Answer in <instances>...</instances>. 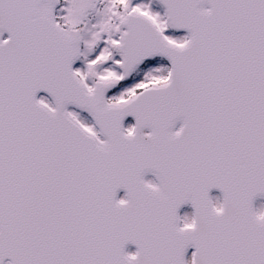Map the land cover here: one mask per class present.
<instances>
[{"label":"snow or ice","instance_id":"1","mask_svg":"<svg viewBox=\"0 0 264 264\" xmlns=\"http://www.w3.org/2000/svg\"><path fill=\"white\" fill-rule=\"evenodd\" d=\"M257 201L264 0H0V264H264Z\"/></svg>","mask_w":264,"mask_h":264},{"label":"flooded vegetation","instance_id":"2","mask_svg":"<svg viewBox=\"0 0 264 264\" xmlns=\"http://www.w3.org/2000/svg\"><path fill=\"white\" fill-rule=\"evenodd\" d=\"M128 123H132L131 118H129V119L126 121V124H128ZM148 179H152V177L149 176ZM120 195L122 196V195H123V192H121ZM213 195H218V193L214 192ZM258 204H259V202H257V205H258ZM186 212H187V213H190V212H191L190 207H185V208H183V209L181 210V215H183V214L186 213ZM134 250H135L134 247H132V246L129 247V251H134ZM191 251H192V250L190 249V250H189V255H190Z\"/></svg>","mask_w":264,"mask_h":264},{"label":"rangeland","instance_id":"3","mask_svg":"<svg viewBox=\"0 0 264 264\" xmlns=\"http://www.w3.org/2000/svg\"><path fill=\"white\" fill-rule=\"evenodd\" d=\"M154 7L156 8V10H159L158 6H155V5H154ZM78 66H79V65H78ZM111 94H113V93H110V95H111ZM261 203H264V202L260 201L259 204H261ZM259 204H258L257 206H259Z\"/></svg>","mask_w":264,"mask_h":264}]
</instances>
